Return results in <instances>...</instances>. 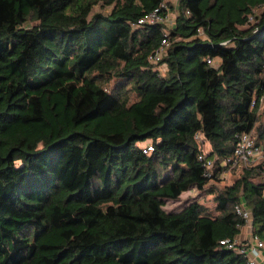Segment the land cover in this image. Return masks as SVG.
<instances>
[{"label": "trees", "instance_id": "1", "mask_svg": "<svg viewBox=\"0 0 264 264\" xmlns=\"http://www.w3.org/2000/svg\"><path fill=\"white\" fill-rule=\"evenodd\" d=\"M166 3L0 0V264H246L220 245L240 204L264 243V159L215 186L237 135L258 129L264 153V0H177L168 32L138 24ZM206 187L213 210H163Z\"/></svg>", "mask_w": 264, "mask_h": 264}, {"label": "built area", "instance_id": "2", "mask_svg": "<svg viewBox=\"0 0 264 264\" xmlns=\"http://www.w3.org/2000/svg\"><path fill=\"white\" fill-rule=\"evenodd\" d=\"M160 9H166L165 4H161ZM159 9H155L147 18L142 19L138 24L144 23H164L165 19H161L158 16ZM168 48V42L166 39L162 40L160 47L148 57V62L151 65L158 64L162 57L165 55ZM210 63V61H207ZM196 140L200 144L202 139L199 135L195 136ZM256 138L252 133H243L236 136V144L233 151V154L230 158L225 161V164L228 165L227 168L231 171L241 172L245 169H249L258 165L264 159L263 149L256 145ZM152 148L147 146L143 149L144 153L151 152ZM205 154H202L198 159L204 162V167L208 172L212 167V160H205ZM209 175V174H208ZM264 182V180H263ZM236 214L246 222L245 226L241 227L240 231L246 226H250L251 214L243 204H240L235 207ZM249 223V224H248ZM221 246H224L226 249L233 251L234 253L243 256L246 259V264H260L259 257L261 254H264V243L261 242L253 233L250 235V238H247L246 241L240 239L239 235L232 240H222L220 242Z\"/></svg>", "mask_w": 264, "mask_h": 264}, {"label": "rangeland", "instance_id": "3", "mask_svg": "<svg viewBox=\"0 0 264 264\" xmlns=\"http://www.w3.org/2000/svg\"><path fill=\"white\" fill-rule=\"evenodd\" d=\"M168 6H170L168 8V11L166 12V17H165V21H164V26H165V31L168 32V30L170 28L173 27L174 24V19L176 17V5H177V0H167L166 3ZM94 11H102L103 13H107L109 11V7H105V8H101L99 6H96L94 8ZM34 23L33 21H29L25 27L29 28L31 26H33ZM202 39L205 38V36L203 34L199 35ZM160 74H164L166 71V67L165 65H163L162 63H158L156 65H153ZM113 81H111L109 83V87L112 85ZM260 126H264V97L262 99L261 102V106L259 109V121L256 125V127H260ZM258 132L259 130L256 129L254 130V132L252 133L254 135V137L258 138ZM202 152H204L205 154L209 151V145L206 143H202ZM238 172L236 171H231V169H226L222 172V174L219 177V182L216 183V188L217 189H221L225 186H230L234 183V181L237 179V175ZM209 188L206 187L203 190H198L196 188H190L187 191L183 192L180 197L178 198V200L176 201H165V204L163 206V210L167 213H177L179 211H181L185 206H187L188 204L192 203V202H198L200 204H202L203 206H205L206 208H208V210H213L215 207V201H214V195L210 194V192L208 191ZM249 224V223H248ZM243 231H247V235L248 238L250 237V235L252 234V230L251 227L246 226L245 228L242 229ZM244 236H246V234H244Z\"/></svg>", "mask_w": 264, "mask_h": 264}, {"label": "crops", "instance_id": "4", "mask_svg": "<svg viewBox=\"0 0 264 264\" xmlns=\"http://www.w3.org/2000/svg\"><path fill=\"white\" fill-rule=\"evenodd\" d=\"M244 234H246V236H244ZM247 234H248L247 231L241 230L240 233H239L240 239L243 240V241H246V239L248 238ZM259 263L260 264H264V254H261V256L259 257Z\"/></svg>", "mask_w": 264, "mask_h": 264}]
</instances>
